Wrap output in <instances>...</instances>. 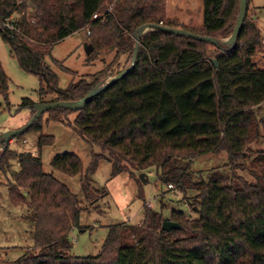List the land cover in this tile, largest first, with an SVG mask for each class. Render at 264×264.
<instances>
[{
	"label": "trees",
	"instance_id": "obj_1",
	"mask_svg": "<svg viewBox=\"0 0 264 264\" xmlns=\"http://www.w3.org/2000/svg\"><path fill=\"white\" fill-rule=\"evenodd\" d=\"M107 1L0 0V20L11 17L19 29L0 24V34L21 67L46 85L40 96L49 92L57 95L53 101L81 99L103 85L106 77L131 65L115 74L103 69L60 88L58 75L45 58L55 43L82 29L91 32L89 62L115 50L132 60L136 31L147 23L184 28L220 42L153 29L141 37L136 61L125 76L101 88L81 109L46 110L27 131H42V116L49 113V120L73 126L101 148L87 169L70 151L56 154L51 162L64 174L81 175L85 199L92 205L99 200L93 174L99 161L109 158L114 176L154 171L162 184L184 194L199 191L194 207L198 217L174 209L166 218L146 204L139 224L110 227L98 254L74 255L71 231L81 227L82 200L43 170L41 154L12 151L9 142L0 141V167L5 169L10 158L19 163L10 185L11 201L27 206L25 217L33 224L34 246L15 264H264V153L255 161L260 169L252 172L254 180L238 174L241 166L233 165L259 136V125L264 127V119L259 123L253 110L264 102V67L254 61L263 36L257 19L248 16L251 0L233 44L222 40L234 31L241 0H204L202 26L182 25L168 17L167 0H109L114 2L112 10ZM54 62L73 73L63 62ZM9 80L0 60V92L6 99ZM36 103L25 97L21 106L31 107L32 117ZM68 113H76L74 120ZM52 142L53 137L46 140L41 135L39 151ZM223 151L233 171H214L196 179V158ZM167 219L180 227L164 229Z\"/></svg>",
	"mask_w": 264,
	"mask_h": 264
},
{
	"label": "rangeland",
	"instance_id": "obj_2",
	"mask_svg": "<svg viewBox=\"0 0 264 264\" xmlns=\"http://www.w3.org/2000/svg\"><path fill=\"white\" fill-rule=\"evenodd\" d=\"M29 4L30 0L28 1ZM114 2L107 1L111 6ZM256 7V8H254ZM193 15L196 16L197 4H194ZM256 9V10H255ZM261 28L263 44L257 51L254 61L260 68L264 67V0H251L248 16L256 19ZM16 16H19L18 14ZM91 37L88 29H82L54 44L51 55L46 56L45 61L58 75L60 88H67L74 79L90 78L103 69L108 74H115L131 63L125 54H117L113 51L101 54L89 62L90 54L87 53L86 45H89ZM0 60L9 76L8 99L0 92V132L6 130L4 126L16 129L24 126L31 119V107H22L25 97H30L39 102H51L57 98L56 94L45 92L40 96L41 87L46 85L38 75L30 73L21 67L17 57L11 52V46L4 41L0 34ZM54 60L63 62L66 67L73 70L67 72L58 66ZM111 76L105 78L109 79ZM257 120L264 119V102L253 107ZM68 118L74 120L76 113H68ZM42 131L30 130L11 139L8 147L16 152H35L41 154L43 170L53 173L60 181L65 183L70 190L81 200L85 210L81 213V227H75L71 231L73 243L72 253L78 256L98 254L107 238L109 229L116 224L136 225L139 224L145 214V205L155 210L162 211L169 218L174 209L182 210L189 218H197L198 213L194 209L197 205V190H189L187 194L179 191L175 186L170 187L162 184L154 171L148 174V182H143L140 174L132 176L129 171H124L116 176L113 175V166L109 158L99 161L98 168L93 174L94 183L99 192V198L94 205L85 199L81 175H67L52 167L53 157L61 152L70 151L76 153L83 162L84 168L90 165L94 153H101L97 145L90 144L79 132L69 124L53 119L49 120V113L42 116ZM260 134L248 144L245 149V157L236 164L241 166L236 169L237 173L248 180H254L252 172L260 167L256 159L264 153V127L259 125ZM45 136L46 140L53 137L51 144H45L39 151V138ZM244 166V167H243ZM195 178L200 180L210 172H232L226 151L219 154H205L196 158L193 164ZM19 171V163L15 158L9 159V165L0 167V264H15V261L34 246V238L31 233L33 224L25 217L26 205H15L10 198V185L15 182V174ZM165 205V207H163ZM98 206V207H96Z\"/></svg>",
	"mask_w": 264,
	"mask_h": 264
},
{
	"label": "water",
	"instance_id": "obj_3",
	"mask_svg": "<svg viewBox=\"0 0 264 264\" xmlns=\"http://www.w3.org/2000/svg\"><path fill=\"white\" fill-rule=\"evenodd\" d=\"M247 9H248V0H241L240 13H239V17H238L236 26L234 28V31L228 38L222 40V42L227 43V44H233V43L237 42L239 35H240V32H241V29H242V26H243V23H244V20L246 18ZM157 28L162 29V30L167 31V32L175 33V34H183V35H186V36L191 37V38H195L198 40H202V41H206V42H210V43H214V44H218L220 42L216 37L195 33V32L186 30L184 28H180V27L168 26V25L158 24V23L143 24L142 26H140L137 29L136 34H135L136 45H135L134 54H133V57L131 60V65L129 67L125 68L124 70L115 74L114 76H111L109 79H107L104 82L103 85L94 88L93 90L88 92L81 99H78V100H57V101H51V102L36 103L34 105L35 113L31 117L29 122L20 128L6 129V130L1 131L0 132V141L5 142V145H7L11 139H14L17 135L22 134L25 131H27L33 125V123L36 121V119L39 116H41L48 109L55 108V107H66V108H71V109L83 108L87 104V102L90 101L92 99V97L101 88L107 87V86L111 85L112 83L118 81L119 79H121L123 76H125L131 70V68L133 67V65L136 61V58H137V53H138L139 43H140L141 37L144 34L148 33L149 31H151L153 29H157ZM85 47H86L87 53L90 54L93 47L89 46V45H86ZM214 62L217 65L216 59H214ZM140 178L143 182H148V180H149L148 174L145 172L140 174ZM179 227H180L179 223H177L176 221L170 220V219L164 220V222H163V228L166 230H172L174 228H179Z\"/></svg>",
	"mask_w": 264,
	"mask_h": 264
},
{
	"label": "crops",
	"instance_id": "obj_4",
	"mask_svg": "<svg viewBox=\"0 0 264 264\" xmlns=\"http://www.w3.org/2000/svg\"><path fill=\"white\" fill-rule=\"evenodd\" d=\"M194 4H197L196 16L193 15ZM167 15L177 19L182 25L202 26L204 24V0H167ZM254 17L258 18L256 14ZM4 128L11 129L9 126H4Z\"/></svg>",
	"mask_w": 264,
	"mask_h": 264
},
{
	"label": "built area",
	"instance_id": "obj_5",
	"mask_svg": "<svg viewBox=\"0 0 264 264\" xmlns=\"http://www.w3.org/2000/svg\"><path fill=\"white\" fill-rule=\"evenodd\" d=\"M28 1H29V0H27V1H25V0H18V4H21V3H23V2H26L27 4H29ZM30 3H31V0H30ZM112 9H113V7L111 6V7L109 8V10H112ZM94 17H95V18L98 17V14H95ZM11 20H12L11 17L8 18L5 22H2V21L0 20V24L5 25V26H7L8 28H10V29H12V30L19 31V29L14 25V23H12ZM90 33H91L90 30H88V34H90ZM0 149H3V147H0ZM170 187H173V185H170Z\"/></svg>",
	"mask_w": 264,
	"mask_h": 264
}]
</instances>
